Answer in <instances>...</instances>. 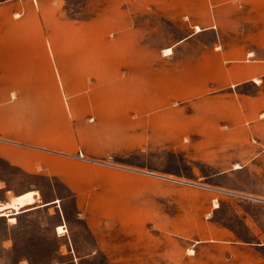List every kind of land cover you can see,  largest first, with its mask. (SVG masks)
Here are the masks:
<instances>
[{
  "label": "rangeland",
  "instance_id": "rangeland-1",
  "mask_svg": "<svg viewBox=\"0 0 264 264\" xmlns=\"http://www.w3.org/2000/svg\"><path fill=\"white\" fill-rule=\"evenodd\" d=\"M29 190L0 264H264V0H0V205Z\"/></svg>",
  "mask_w": 264,
  "mask_h": 264
},
{
  "label": "bare ground",
  "instance_id": "bare-ground-1",
  "mask_svg": "<svg viewBox=\"0 0 264 264\" xmlns=\"http://www.w3.org/2000/svg\"><path fill=\"white\" fill-rule=\"evenodd\" d=\"M198 29V28H197ZM37 194L36 191H26L14 197L11 202L3 203L0 205V216H9L10 209L15 210L18 213L25 205L31 204L34 202V195ZM57 232L62 233L63 229L61 226L57 227Z\"/></svg>",
  "mask_w": 264,
  "mask_h": 264
},
{
  "label": "crops",
  "instance_id": "crops-1",
  "mask_svg": "<svg viewBox=\"0 0 264 264\" xmlns=\"http://www.w3.org/2000/svg\"><path fill=\"white\" fill-rule=\"evenodd\" d=\"M29 191H31V190H29ZM26 192V191H25ZM21 194V193H20ZM19 195V194H18ZM17 196V195H16ZM36 196V194L34 195V197ZM7 203V202H6Z\"/></svg>",
  "mask_w": 264,
  "mask_h": 264
}]
</instances>
